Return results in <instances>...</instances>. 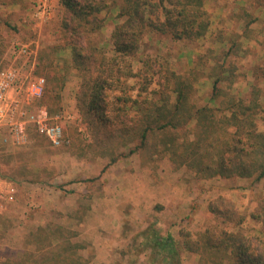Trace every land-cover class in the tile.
<instances>
[{
    "label": "rangeland",
    "instance_id": "obj_1",
    "mask_svg": "<svg viewBox=\"0 0 264 264\" xmlns=\"http://www.w3.org/2000/svg\"><path fill=\"white\" fill-rule=\"evenodd\" d=\"M11 2L0 0V67L15 45L28 44L32 74L45 81L39 98L28 100L24 86L19 94L11 92L12 100L27 116L45 108L49 123L58 125L63 137L53 146L30 122L24 142L13 143L7 128H0V178L15 189L14 202L0 213L1 260L14 250L26 251L28 233L48 226L63 228L73 244L82 246L78 254L85 264H233L229 251L202 245V235L208 230L253 232L264 241L262 224L251 218L263 205L264 179H204L181 163L180 145L193 140L195 121L185 128L186 136L184 130L152 132L143 144L118 125L92 129L77 105L79 73L61 71L63 86L56 89L51 68L38 65L40 50L62 36L59 22L38 28L34 12L17 11ZM38 3L45 10L44 2ZM204 10L209 26L203 37L173 41L148 33L134 66L139 58H156L187 78L193 88L190 102L214 108L230 92L247 97L249 70L264 66V0H205ZM116 12L111 8L101 14L105 25L92 36L96 45L109 39ZM61 55L69 58L68 51ZM18 66L25 77L30 68L23 61ZM216 80L222 93L211 100ZM260 95L264 105V83Z\"/></svg>",
    "mask_w": 264,
    "mask_h": 264
},
{
    "label": "trees",
    "instance_id": "obj_2",
    "mask_svg": "<svg viewBox=\"0 0 264 264\" xmlns=\"http://www.w3.org/2000/svg\"><path fill=\"white\" fill-rule=\"evenodd\" d=\"M204 3L205 0H58L62 36L45 48L48 52L40 50L38 65L42 62L51 68L56 89L63 86L61 71L70 68L79 73L77 105L92 129L118 125L143 144L149 133L185 131L195 121L193 140H184L180 145L184 150L180 152L181 163L204 179L258 182L264 179V105L260 102L263 65L249 70L253 82L248 98L230 92L214 108L190 102L193 88L187 78L156 58H139L136 69L134 66L148 33L173 41L203 37L209 26ZM111 8L117 10V22L109 39L96 45L92 36L101 32L105 25L101 14ZM68 49L69 58L62 56ZM51 79L48 77V82ZM130 80L134 84H129ZM221 91L216 80L211 100H216ZM172 96L174 102L170 100ZM210 211L217 213L214 206ZM251 218L261 223L264 231V201ZM68 234L60 227H36L28 233L26 242L28 247L34 245L32 252L28 247L21 254L14 250V255L0 259V264H85L78 254L82 246L73 244ZM207 234L202 235L201 244L229 251L233 264H264V241L258 234L224 230L218 234L208 230ZM192 243L199 246L198 242Z\"/></svg>",
    "mask_w": 264,
    "mask_h": 264
},
{
    "label": "built area",
    "instance_id": "obj_3",
    "mask_svg": "<svg viewBox=\"0 0 264 264\" xmlns=\"http://www.w3.org/2000/svg\"><path fill=\"white\" fill-rule=\"evenodd\" d=\"M33 52L28 44H17L11 50L7 64L0 68V128H7L13 143H22L25 140V125L33 122L37 124L39 133L44 135L53 146L62 142V130L56 124H50L47 111L40 108L35 115L27 116L21 112L17 100H12V93L24 92L28 100L39 98L44 89V79L32 74L34 63ZM23 61L30 69L25 77L20 73V62ZM14 186L0 178V213L14 202Z\"/></svg>",
    "mask_w": 264,
    "mask_h": 264
},
{
    "label": "crops",
    "instance_id": "obj_4",
    "mask_svg": "<svg viewBox=\"0 0 264 264\" xmlns=\"http://www.w3.org/2000/svg\"><path fill=\"white\" fill-rule=\"evenodd\" d=\"M33 0H15L14 8L18 11L19 8L21 10H24V8H27L25 11L26 14L30 15L32 12L34 14L32 15L33 19L35 20V26L40 28L42 26H46L48 24H57L60 20V14H61V8L58 4V0H42L44 3L43 6L46 5L45 10L38 6V0H34L36 2L35 7L31 5V2ZM7 7L10 8V4L6 3ZM5 7V6H4ZM19 7V8H18ZM30 18V17H29ZM31 19V18H30ZM55 34V30H54ZM56 43L52 42L50 45H54ZM70 56V50H67Z\"/></svg>",
    "mask_w": 264,
    "mask_h": 264
}]
</instances>
